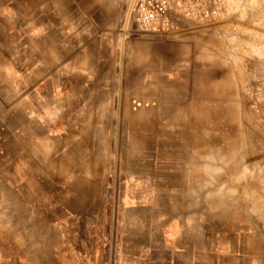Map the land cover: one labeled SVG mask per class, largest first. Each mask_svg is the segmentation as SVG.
Masks as SVG:
<instances>
[{
  "label": "rangeland",
  "instance_id": "1",
  "mask_svg": "<svg viewBox=\"0 0 264 264\" xmlns=\"http://www.w3.org/2000/svg\"><path fill=\"white\" fill-rule=\"evenodd\" d=\"M132 1L112 17L113 36L104 43L112 74L103 77L113 88L104 102L111 98V105H100L99 90L95 106V93L85 90L95 84L93 74L72 73L67 92L74 106L65 124L53 123L62 108L56 112L51 105V85L63 88L64 81L51 83V62H57L51 21L69 18L67 0H0V178L21 182V194L38 198L39 213L51 210V242L54 224L64 222L67 212L76 216L78 232L87 230L89 239L100 242L94 250L97 241L90 239L88 252L103 264L113 263L116 225L128 220L120 198H128L130 182L144 175L135 166L178 160L179 153L163 145L183 125L210 153L211 186L201 187V198L264 199V96L254 93L264 83V34L242 27L251 20L241 17L238 4L228 8L231 18L224 24L212 15L170 14L164 31L145 33L128 18ZM176 18L183 20V34L173 31ZM83 43H73L83 46L72 59L77 72L89 58V67L95 62V44ZM65 130L68 144L52 139ZM151 173L161 180L162 172ZM259 221L264 229V217ZM213 243L211 236L201 240Z\"/></svg>",
  "mask_w": 264,
  "mask_h": 264
},
{
  "label": "crops",
  "instance_id": "2",
  "mask_svg": "<svg viewBox=\"0 0 264 264\" xmlns=\"http://www.w3.org/2000/svg\"><path fill=\"white\" fill-rule=\"evenodd\" d=\"M125 4L126 0H67L65 12L68 11L69 18L58 24L51 21V32H57L54 39L57 44L53 47L56 49H51L57 58V62H51V83L57 77L64 81L63 88L51 85V105L55 111L62 108L54 114L53 123L64 119L67 124L69 114L66 112L74 106L69 93L73 74H93L95 84L87 83L85 90L95 93L92 98L95 106L100 96L101 106L111 105V98L104 102V98L113 94V88L103 77L112 74L104 43L113 36L110 34L112 17L121 14ZM236 4L243 8L241 17L251 20L242 27L256 26L264 34V0H220L217 9L210 11V17L224 24L231 18L228 8ZM182 21L174 19L175 33H184ZM106 22L108 25L103 28ZM82 42L95 44V62L89 67L90 58L86 56L89 58L87 68L77 72L72 59L83 46L73 47V43ZM60 50L62 55H59ZM99 75L102 76L101 86L97 83ZM105 91L109 94H104ZM223 98L228 100L227 95ZM183 128L177 129L174 138L163 145L167 151L176 150L178 160L171 164L150 162L135 166V170L142 169L144 175H137L130 182L128 198H120L122 213L128 220L121 215V220L125 221L116 225L112 264H264V229H260L262 223L259 221L264 217L260 214L264 212V199L201 198V187L205 190L211 186V163L206 162L210 153L204 152L207 144L199 142V135L187 133ZM69 133L65 130L60 136L54 133L51 137L68 144ZM158 170L162 172L161 180L151 173ZM147 171L150 173L145 176ZM21 184L16 178H0V264H89L91 261L103 264L94 260L98 259L95 254L91 256L88 252V241L98 239H89L87 230L78 232L76 224L79 222L71 213L64 214V222L54 224L56 236L51 242V210L39 213L38 198H26L21 194ZM78 217L82 219V215ZM204 217H211L212 221L203 223ZM209 236L214 243L201 244V240ZM92 244L94 250L101 248L98 241ZM259 256L262 257L257 258Z\"/></svg>",
  "mask_w": 264,
  "mask_h": 264
},
{
  "label": "built area",
  "instance_id": "3",
  "mask_svg": "<svg viewBox=\"0 0 264 264\" xmlns=\"http://www.w3.org/2000/svg\"><path fill=\"white\" fill-rule=\"evenodd\" d=\"M220 0H133L128 8V18L145 33H160L170 26V14L190 19H202L210 15L209 6ZM254 93L264 96V83H259ZM259 111V109L257 108Z\"/></svg>",
  "mask_w": 264,
  "mask_h": 264
}]
</instances>
